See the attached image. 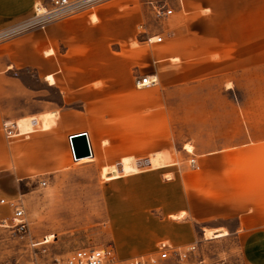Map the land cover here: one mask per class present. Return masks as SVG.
Wrapping results in <instances>:
<instances>
[{
    "label": "crops",
    "instance_id": "crops-1",
    "mask_svg": "<svg viewBox=\"0 0 264 264\" xmlns=\"http://www.w3.org/2000/svg\"><path fill=\"white\" fill-rule=\"evenodd\" d=\"M42 1L0 0V28L27 18ZM152 1L172 13L158 19L149 0H107L0 41V200L20 199L40 182L88 175L90 188L109 191L107 205L129 213L131 172L145 182L143 160L153 157L151 169L162 170L177 143L179 93L205 91V82L224 83L241 62L264 60V0ZM146 75L158 84L138 88L136 78ZM210 104L191 100L185 123L183 139L201 152L200 171L180 183L161 180L156 205L170 218L167 237L176 245L193 243L196 226L225 231L243 240L249 264H264V150L223 144L205 154V140H258L243 129L253 121L241 117L216 139L205 138ZM3 122L16 123L19 135L6 138ZM79 134L91 155L73 161L69 137Z\"/></svg>",
    "mask_w": 264,
    "mask_h": 264
},
{
    "label": "rangeland",
    "instance_id": "rangeland-1",
    "mask_svg": "<svg viewBox=\"0 0 264 264\" xmlns=\"http://www.w3.org/2000/svg\"><path fill=\"white\" fill-rule=\"evenodd\" d=\"M38 4L48 5L49 0ZM34 14L33 9L27 18L8 23L0 31L22 25ZM12 34L0 36V41ZM241 66L231 68L224 83L222 80L205 82V91L179 93L177 143L173 144L172 152L165 155L167 161L162 167L166 168L151 169L153 157L144 160L146 167L139 170L147 171L145 182L139 184V174L131 172L129 213L122 215L121 206L107 205L109 191L90 188L88 175L60 177L46 186L29 189L27 193L23 191L25 196L20 199L2 198L4 203L0 202V206L5 212L0 216V264H52L79 249L108 248L114 250L120 264H133L142 257L155 261L150 264H249L242 252L243 240L226 235L225 231L221 233H226L224 236L213 238L210 231L204 233L196 226L193 243L176 245L171 237H167L172 222L159 211L156 200L161 180L180 183L188 171H200L198 155L201 152L183 139L191 100L211 103L205 107V138L216 139L217 130L233 128L227 124L229 120L241 117L253 121L243 129L252 131L258 139L248 138L243 142L205 140V154L217 151L223 144L227 150H264V60L252 67L248 62H241ZM222 102L227 104L224 109L216 106ZM192 158L196 159L198 168L191 165ZM261 160L257 159L258 165ZM212 164L216 165V160ZM211 177L216 178V175ZM145 185L152 198V206L148 209L143 205ZM13 200L23 203L24 221L28 226L26 232L15 227L13 210L9 206ZM158 231H162L165 237H157ZM163 245L172 248L165 260L160 256Z\"/></svg>",
    "mask_w": 264,
    "mask_h": 264
},
{
    "label": "built area",
    "instance_id": "built-area-1",
    "mask_svg": "<svg viewBox=\"0 0 264 264\" xmlns=\"http://www.w3.org/2000/svg\"><path fill=\"white\" fill-rule=\"evenodd\" d=\"M107 0H49V4H36L34 7L35 14L24 24L16 26L14 28H10L8 30L0 31V36L7 35L9 33H13L11 36L19 34L29 29L33 28H44L48 23L61 20L65 17L85 12V11H93L95 8L101 4L102 2ZM149 4L153 7L155 11V15L158 19L164 18L166 15L172 13V9L167 8L165 4L154 3V1L149 0ZM158 41L162 40V37L156 38ZM146 42L152 43L154 41V37L148 36ZM136 86L138 88H142L149 85H156L158 83V79L155 75H146L143 77L136 78ZM2 130L6 138H11L16 135H19L18 126L16 123L12 122H3ZM72 137H69V146L73 161H77L79 159L75 158L74 150L72 146ZM190 163L193 167H197V161L195 158L190 160ZM41 186H45V182H40ZM4 203L3 200L0 201ZM9 206L13 210V222L15 223V227L19 231L27 230V224L24 221V206L21 200H13L9 203ZM163 249L161 253V259H168L170 256V252L172 248L170 246L163 245L161 248ZM153 259H148L147 257H142L135 264H150L154 263ZM133 263V264H134ZM52 264H120L117 261L114 255V250L112 248L108 249H79L74 251L70 256L65 259L57 260Z\"/></svg>",
    "mask_w": 264,
    "mask_h": 264
},
{
    "label": "water",
    "instance_id": "water-1",
    "mask_svg": "<svg viewBox=\"0 0 264 264\" xmlns=\"http://www.w3.org/2000/svg\"><path fill=\"white\" fill-rule=\"evenodd\" d=\"M71 142L76 159L87 158L91 155L90 147L85 134L74 135Z\"/></svg>",
    "mask_w": 264,
    "mask_h": 264
},
{
    "label": "bare ground",
    "instance_id": "bare-ground-1",
    "mask_svg": "<svg viewBox=\"0 0 264 264\" xmlns=\"http://www.w3.org/2000/svg\"><path fill=\"white\" fill-rule=\"evenodd\" d=\"M23 127H25V125L23 126ZM190 148H192V147H190ZM164 157V159H165V162L167 161V158L165 157V156H163ZM144 161V160H143ZM146 162V161H145ZM149 162V161H148ZM139 163V162H138ZM138 163H137V165H138ZM142 163V162H141ZM146 165V164H145ZM142 167V166H141ZM146 167V166H145ZM150 167H151V164H150ZM138 170H139V168H138ZM209 235L210 236H212L213 238H219V237H222L223 236V234H221V233H215V232H209ZM209 236V237H210Z\"/></svg>",
    "mask_w": 264,
    "mask_h": 264
}]
</instances>
